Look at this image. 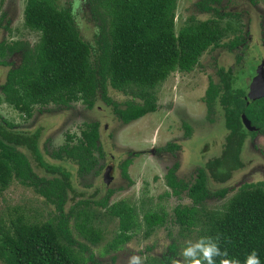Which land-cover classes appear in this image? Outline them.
I'll list each match as a JSON object with an SVG mask.
<instances>
[{"label": "trees", "instance_id": "1", "mask_svg": "<svg viewBox=\"0 0 264 264\" xmlns=\"http://www.w3.org/2000/svg\"><path fill=\"white\" fill-rule=\"evenodd\" d=\"M89 5L100 22L97 53L92 61L90 45L79 35L68 6L60 9L53 0H25L23 24L36 31L39 38L33 46L19 41L0 42V64L10 67L5 58L16 51L21 53L20 64L7 70L0 85L6 104L28 118L35 106H67L80 101L92 108L99 93L116 118L127 124L155 111V86L174 70L189 71L200 53L219 38L216 25L206 21L184 25L175 33L176 0H90ZM237 43V39L231 40L226 47L231 49ZM218 71L219 82L208 80L202 101L207 112L212 111L215 101L220 105L227 133L219 155L197 168L190 183L176 177V164L166 170L164 181L169 190L164 194L179 197L184 192L190 201L173 206L169 218L179 234L193 233L196 241L219 236V246L227 250L229 259L244 264L255 250L260 264H264V180L242 184L219 209L201 208L206 199L223 198L227 193L224 187L209 190V179L224 183L233 171L243 167L241 147L255 130H246L240 115L243 113L251 126L264 132V96L249 99L246 89L236 86L228 69ZM107 86L131 97L124 108L107 96ZM40 133V128L19 131L0 117V190L16 181L32 188L56 210L53 218L40 223H28L21 215L9 219L8 225L0 221L1 264H84L90 260L91 253L82 255L85 248L75 241L69 227L71 219L81 237L92 244L100 240L101 230L95 224L99 214L90 203L117 219V233L109 243L112 250L142 225L144 232L163 225L167 219L164 210H147L139 215L135 206L124 201L108 204L110 190L99 199L81 198L65 209L70 192L76 196L71 174L61 164L44 159L38 146ZM98 139V122L84 123L78 135H65L52 158L74 164L75 174L80 177L93 173L102 156ZM162 149L172 152L178 146L167 143ZM127 164V160L122 164L124 177ZM220 259L216 258V264ZM153 264L178 262L164 254L154 258Z\"/></svg>", "mask_w": 264, "mask_h": 264}, {"label": "rangeland", "instance_id": "2", "mask_svg": "<svg viewBox=\"0 0 264 264\" xmlns=\"http://www.w3.org/2000/svg\"><path fill=\"white\" fill-rule=\"evenodd\" d=\"M1 1L0 42L19 41L29 46L35 45L39 34L23 24L25 0ZM53 1L57 8H70L79 35L90 45L92 61L97 53L100 22L91 10L90 0ZM204 5L208 10L202 7ZM205 21L216 25L219 38L200 53L189 71L174 70L155 86L152 90L155 111L127 124L116 118L112 107L103 102L99 93L92 108H87L80 101L67 106H35L32 115L27 118L6 104L0 92V117L12 122L19 131L30 132L40 128L38 146L44 159L59 163L70 172L76 196L73 197L70 192L65 209L76 200L99 199L110 190L108 204L124 201L135 206L139 215L147 210H164L167 213L163 225L154 226L146 232L142 225L118 249L112 250L109 243L117 233V219L110 217L103 207L90 203L99 214L95 224L101 230V238L97 243L92 244L81 237L69 220L73 238L85 248L82 255H92L84 264H129L132 256H139L142 264H153L154 258L164 254L182 264L183 249L189 242L196 241L193 233L179 234V228L169 218L173 206L189 204L190 201L184 192L179 197L164 194L169 190L164 174L176 164V177L190 183L197 168L219 155L227 133L223 111L216 101L212 111H206L202 101L204 91L209 79L214 83L219 82L216 72L219 68L228 69L234 76L236 86L246 91L250 82L254 81L256 65L260 63V58L264 59V0H176L175 33L184 25L192 26ZM234 39L239 40L237 47H225ZM20 58V51H16L5 59L12 64L10 67H16L20 64ZM10 67L0 64V85ZM107 96L119 108H124L131 99L110 86H107ZM132 101L140 103L137 99ZM93 121L98 122L97 145L102 156L98 158L99 167L95 172L80 177L75 174L74 164L53 159L52 152L64 142L66 134L78 135L84 123ZM254 130V136H246L241 147L243 167L233 171L224 183L208 180L209 190L224 187L227 193L223 198L206 199L201 205L203 210L219 209L242 184L264 180V132L257 128L250 131ZM167 143L176 144L178 149L165 152L162 148ZM126 160L128 164L124 169L127 177H124L122 164ZM38 171L43 173L42 170ZM17 215L28 223H40L53 218L56 210L32 188L11 181L0 190V221L8 225L9 219ZM172 244L175 246L169 247Z\"/></svg>", "mask_w": 264, "mask_h": 264}, {"label": "clouds", "instance_id": "3", "mask_svg": "<svg viewBox=\"0 0 264 264\" xmlns=\"http://www.w3.org/2000/svg\"><path fill=\"white\" fill-rule=\"evenodd\" d=\"M219 236L201 237L195 242H189L182 251V257L186 264H216V258L220 257V264H240L239 260L227 258V250L219 246ZM129 264H142L139 256H132ZM244 264H260L259 256L252 250L245 258Z\"/></svg>", "mask_w": 264, "mask_h": 264}, {"label": "water", "instance_id": "4", "mask_svg": "<svg viewBox=\"0 0 264 264\" xmlns=\"http://www.w3.org/2000/svg\"><path fill=\"white\" fill-rule=\"evenodd\" d=\"M247 93L249 99L264 96V77H262L261 72L257 71L254 81L250 82ZM240 120L246 130L250 131L254 128L243 113L240 115Z\"/></svg>", "mask_w": 264, "mask_h": 264}, {"label": "flooded vegetation", "instance_id": "5", "mask_svg": "<svg viewBox=\"0 0 264 264\" xmlns=\"http://www.w3.org/2000/svg\"><path fill=\"white\" fill-rule=\"evenodd\" d=\"M206 10H208V9H206ZM237 41H238V43L234 46V47H232L231 49H233V48H235V47H237L238 45H239V40L237 39ZM225 47H226V45H225ZM258 62H260L259 64H257L256 65V72L258 71V72H261V75H262V77H263V68H264V59L263 58H260V60L258 61ZM219 69H222V68H219ZM218 69V70H219ZM216 71L217 72V76H218V72L219 71ZM223 70H226V69H223ZM231 73V72H230ZM232 74V73H231ZM219 78V77H218ZM208 83V82H207ZM247 91H248V89H247ZM246 91V92H247ZM249 136V135H248ZM254 136V135H253ZM250 137V136H249Z\"/></svg>", "mask_w": 264, "mask_h": 264}]
</instances>
